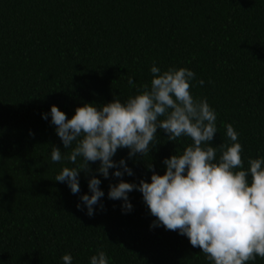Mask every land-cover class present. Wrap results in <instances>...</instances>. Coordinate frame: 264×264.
Returning <instances> with one entry per match:
<instances>
[{
	"label": "trees",
	"instance_id": "16d2710c",
	"mask_svg": "<svg viewBox=\"0 0 264 264\" xmlns=\"http://www.w3.org/2000/svg\"><path fill=\"white\" fill-rule=\"evenodd\" d=\"M154 63L161 72H195L192 95L217 114V160L220 145L231 144L228 124L245 167L264 157V0H0V264H63L65 254L89 264L98 250L110 264H210L186 236L150 227L156 218L139 191L129 193L134 207L123 214L122 201L107 198L118 181L98 175L99 161L80 174L79 195L90 194L92 175L102 181L103 209L92 217L55 181L73 165L52 163V147L70 150L41 113L56 105L70 119L84 103L126 101L150 86ZM191 143L168 141L158 129L150 156L128 160L120 149L114 160L133 168L126 182H150L148 164L163 175V160Z\"/></svg>",
	"mask_w": 264,
	"mask_h": 264
},
{
	"label": "clouds",
	"instance_id": "9594fccd",
	"mask_svg": "<svg viewBox=\"0 0 264 264\" xmlns=\"http://www.w3.org/2000/svg\"><path fill=\"white\" fill-rule=\"evenodd\" d=\"M153 79L138 94L126 101L114 98L112 102L97 107L84 103L77 107L69 119L58 106L41 113L51 124L65 149L52 147L51 162L68 161L55 176L73 195L81 193L80 174L91 173V163L99 161L96 172L104 179L116 178L110 183L107 198L122 201L121 210H133L129 193L139 191L143 201L156 219L151 228L163 226L186 236L192 247L200 248L210 264H248L257 257L264 259V157L242 159L243 146L239 134L231 124L226 125L230 145L217 148L211 142L218 133L217 114L206 99L195 98L191 93L194 71L172 68L161 72L153 64ZM199 80V85H204ZM129 86L135 87L133 78ZM158 129L175 142L182 137L192 143L182 154L165 158L163 175L156 173L154 165L150 182H126L123 177L134 176L128 160L137 155L150 156L151 145L156 141ZM30 136H35L29 131ZM128 149V160H114L118 150ZM110 169L114 170L110 173ZM97 175L88 180L90 194L79 195L80 210L92 217L105 192ZM63 264H73L71 254L62 257ZM89 264H110L103 250L90 257Z\"/></svg>",
	"mask_w": 264,
	"mask_h": 264
}]
</instances>
